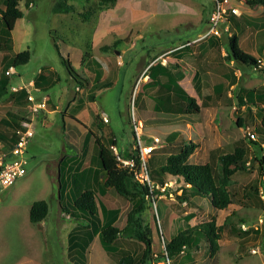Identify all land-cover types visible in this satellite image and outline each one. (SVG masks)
<instances>
[{"label": "rangeland", "instance_id": "obj_1", "mask_svg": "<svg viewBox=\"0 0 264 264\" xmlns=\"http://www.w3.org/2000/svg\"><path fill=\"white\" fill-rule=\"evenodd\" d=\"M56 1L21 0L19 7L24 14L12 31L13 48L8 50L0 46V72L8 63L9 56L4 59V53L16 55L29 50L31 52L29 62L25 65L13 66L15 74L11 76V83L16 84L14 86L17 87L18 83H21L19 75L27 83L37 75L41 67H44L48 71L54 70L56 77H59L56 82L50 81L49 78L46 80L49 86L53 85L46 90L47 93L69 94V91L73 89L74 80L62 63L55 42L63 56L70 61L71 68L80 73L78 59L81 58V53L88 50L86 46L88 42H92L95 27L102 29L106 34L95 48L96 57L100 60L106 57L124 60V66L120 68L122 80L116 82L105 95L98 97V107L101 108V105H104V109L112 118V126L120 130L124 126L119 120L120 108L126 110L127 105L129 106L127 115L129 114L130 126L125 132L116 133L117 148L120 151L127 149L132 142L134 146L133 115L135 113L138 119L140 112L145 116L148 111L140 109L138 102L135 104V99L138 98L137 90L145 80L138 83V78L133 88L130 82L126 81L128 76L139 64L144 66V60L148 61L161 49L198 37L205 28V21L200 23L199 18L213 7L214 0H118L114 6L93 15L90 21H84L79 13L85 12L90 7L95 8L98 0H70L77 11L66 15L52 11ZM232 2L241 10V18H245L243 25L247 29L245 32L248 33L250 42L254 40L259 47V42L264 38L261 34L264 33V8L260 5L251 7L246 0H232ZM228 25L230 30H224ZM234 28L232 22L222 25L221 39L226 50L231 37L230 33L232 31L237 33L238 29ZM5 36V34L1 36L0 44L4 45ZM116 39L121 40L118 43L124 44L125 49L129 47L124 58L120 56L123 51H119V46L112 47L107 53L101 49L102 45L111 44ZM260 55L259 57H264V54ZM160 58L163 60L165 56ZM247 72L252 79V86L259 87L263 84L262 70L252 68L247 69ZM132 97L134 113L131 108ZM151 97L153 98L151 102L157 104L154 96ZM64 99L65 104L61 105V108L66 111L67 96ZM235 99L236 94H232L222 103L226 106L204 110L199 116L194 113H188V115L184 113L176 114L178 116L172 121L151 120L146 123L147 131L140 135L143 146H151L154 144V138H159L160 141L156 143L153 159H151L155 161L157 167L164 165L170 154L180 151L177 144L172 143L169 138L174 131L185 137L184 143L194 141L198 144L189 163H211L212 152L216 150L217 156L213 160V166L218 175L222 174L219 155L233 152L239 140L244 142L248 150L246 164L248 162L250 164H247L245 170L236 172L225 185L232 195V203L227 209L216 208L207 196L194 195L189 202L182 201L180 188L184 182L173 176L168 177L167 180H174L176 185L167 186L166 191L154 197L155 200L151 198L145 217L154 236L153 257L160 261L164 260L162 256L166 255L164 251L166 243L179 231L187 229L188 226L215 222L216 227L222 228L217 230L222 237L215 253H211L207 240L203 239L197 246L185 249V252L170 259V264H264V204L260 200L261 196L264 201V180L258 170L260 161L256 159H262V152L259 146L252 143L253 139L248 133H255L260 139L262 137V116L256 113L261 103L259 106L248 103L247 108L244 109L246 105L240 106L239 101ZM233 102L236 103V109L233 107ZM239 116L244 117L245 121L242 125L238 121ZM68 117L66 118L68 128L64 131L62 114H48L45 126H38L30 138L26 175L18 178L9 187H3L0 184V264H75L68 253V233L76 224L81 225L83 230L88 224L84 219L76 221L74 217L69 219L61 217L64 212L66 215L73 209L78 212L79 210L74 207V200L71 197L68 199L64 195L60 199L58 176L53 173L55 161L65 154L72 155L79 153L80 150L81 139L79 134H75L78 130L71 125L72 121ZM0 127L4 128L3 125ZM138 127L142 132L140 122ZM107 144L110 146L113 143L106 142ZM133 146H131L132 149ZM89 153H86V158ZM149 168L154 169V164L149 162ZM111 192L112 196L96 194V197L99 201L102 199L105 205V201L110 203L119 198L123 200L124 209H127L125 214L128 213L132 207L131 203L121 196L117 197L114 190ZM72 195L76 196L74 192ZM39 200L48 202L50 210L46 220L43 221L45 223H32L30 209L32 204ZM157 204L159 205V221L155 218ZM190 215L193 217L188 220ZM90 225L93 228L91 223ZM119 226L121 228L123 224L120 223ZM157 238L160 240L158 241ZM124 246L132 252L141 251V246L134 244V241H126ZM88 250L89 256L84 259V264H106L108 253L103 248L100 238H93L88 245ZM77 255L81 258L79 254ZM158 259L153 260L152 264ZM114 261L108 262L114 264Z\"/></svg>", "mask_w": 264, "mask_h": 264}, {"label": "crops", "instance_id": "obj_2", "mask_svg": "<svg viewBox=\"0 0 264 264\" xmlns=\"http://www.w3.org/2000/svg\"><path fill=\"white\" fill-rule=\"evenodd\" d=\"M5 1L6 0H0V12L5 9ZM233 5L237 6L235 4ZM213 7H211L208 12L205 11L202 14V17L200 16L199 22L203 23L205 21V28L201 33H199L198 37L188 42H180L170 47L161 49L155 54L154 57H152L148 61L144 60L143 64L145 67L139 64L138 67L128 76V80L126 81H129L131 86L134 88L140 75L149 66L154 67L152 69H148V79H146L145 82L141 84L140 89L137 90V102L139 104V108L147 110V115L143 116L144 114L140 112L139 118L136 119V114L134 113L133 109L132 97L131 108L132 112L134 113L133 116L135 120L138 123L140 122V124L142 125V133L147 131L146 123L151 120L166 119L172 121L176 118V116H178L176 114L180 115L185 113L184 115H188V113L185 112L188 103L182 96H178L179 94H188L185 90L189 91L190 94H194L196 96L192 97L196 99L197 104L200 106V112L194 113L198 116L203 114L204 110H209L210 108L219 109L226 106L222 103L224 102V100H228L232 96V94H236V99L238 101L242 94H248V92L250 93L252 90H256L257 94H259V92L260 94H264V82L259 87L252 86V79L248 76L247 69L236 66L234 61H229L227 57L228 48L226 50L223 45V39H221L222 35L205 36L209 29V15ZM243 19L245 18H241V16L238 15L231 16L230 22H232L233 26L235 27L234 29L238 30L237 33L232 31L230 33V36L236 34L239 37L240 46L246 51L251 52L252 54H257H253L254 57H259L261 56L260 54H264V38L261 42H259V47L254 42V40L250 42V38L247 36L248 33L245 32L247 29H245L246 27L245 25H243ZM95 28L96 29L92 38V42H88L86 46V49L90 50V53L92 55L90 58L83 59V55L85 52L81 53V58L78 59V63L80 64L79 67H81V72L79 73L74 68L72 69L74 76L71 77L74 80V86L72 91H69V94L47 93L46 90H48L53 85L49 86L46 80L49 78L50 81L53 80L56 82L59 80V77H56L54 70L48 71L44 67H41L37 71V75H35V77L30 79L27 83H25L21 75H19L21 83H18L19 85L17 86V88L22 87L23 89L17 92H13L11 90V87L16 84L11 83L12 75L7 76L5 72L12 66L11 61L14 54H3L4 59H6L8 56L9 57L8 63L4 65L2 71L0 72V94H4L0 97V126H4V128L0 127V151H6L4 149H8L12 146V141L15 139V128L16 126H19L21 121L30 120L33 130H36L40 125L45 126V120L48 114L52 115L61 113L64 120L63 130L67 131L68 122L66 121V118L67 116H69V120L72 121L71 125H73L74 128L78 130V132H75V134H79V138L81 139L80 150L79 153L76 152L72 155L65 154L61 156L57 161H55L56 166L55 170H53V173L58 176V178L60 177L61 173V176L65 179H68L73 174H80L81 179H86V181L84 182L86 184L84 185L91 186L93 189H95L96 194H99L97 190V180H103L104 172L96 153L97 141L107 142L108 140H115L116 142H118L116 133L119 131L125 132L126 128L130 126V123L128 122L129 114L127 115L129 109L128 105L126 107V110H122L121 107V111H119V120L124 125L120 130L115 129L112 126V118L109 115V112L104 109V105H101V108L98 107V97L105 95L107 91L113 88L116 82H120L122 80V72L120 68L124 66V60H115L108 57L100 60L96 57L95 48L98 47L103 37H105L106 32H104L102 29H98L97 27ZM3 29L4 27L0 22V33L3 32ZM240 30L245 33H240ZM261 34L264 35L263 32ZM138 37H140V35H138ZM116 40H114L113 43ZM113 43L104 44L102 45V47L106 45L110 46ZM119 47V51H123L122 55L120 56L121 58H124L127 51L129 50V47L125 49V45L121 43ZM105 53H107V51ZM162 56H165L163 60H161L160 58ZM158 63L161 64L157 65ZM234 64L235 66H233ZM98 76H100L99 81ZM108 81L113 83L111 87H101V84L103 82ZM4 85L6 86V90H3ZM29 92H31V94H34L36 98L35 102H30L27 100V94H29ZM66 96L68 102L67 109L65 111L61 108V105L65 104L64 98ZM151 96H154L155 101H157V99L161 100V102L164 103V107L158 106V103L153 104L151 102V100L153 99ZM44 97H48V107L46 109H39V112L37 113L33 112L36 103L42 102ZM127 98L128 94L126 96V99ZM120 100L122 101L121 98ZM245 100L247 99L245 98ZM232 104L234 109H236V103L233 102ZM247 104V102L244 104L246 105L244 106V109L247 108ZM156 110H158L157 113ZM219 113L221 114L220 111ZM256 113L258 112L256 111ZM98 114L103 118V120L107 118L109 122L105 123L104 121L99 122V125L96 124L95 116ZM165 114L169 115H167L168 118H166L167 116L162 117V115ZM240 117L243 118L242 116H239L238 120ZM133 133V141L135 142V136ZM178 135L181 134L178 133ZM131 146H133V142L131 143L129 148L121 151L125 152L130 149ZM133 147H135V143ZM87 152H90L88 158L85 157ZM89 180H92V183H89ZM261 188L262 187H260V189ZM72 189L71 185H68V188L66 190V196L68 199L70 197L73 199L71 191ZM111 190L113 189H109L105 195L110 194L112 196ZM99 195L101 196V194ZM116 196L120 197V195L118 194H116ZM122 201L123 200L116 198V201L114 202L109 203L108 201H105V205L102 202V199H100L102 207L105 211L106 222L113 219V214L110 213L111 210L117 209L120 211L118 219L115 222V225L119 228L120 223L123 224V227L125 226L128 214H125V211L127 209H124L125 206L123 205ZM64 214L65 212L61 214V217L63 216L64 219L74 217L76 221H80L82 219L87 221L88 226L86 225L87 228L85 230L81 229V225L76 224L68 233V239L69 234L71 232H74L73 234L77 235L76 237L80 242L84 243L85 241H89L87 246H85L86 251L84 252V258L87 259L89 256L88 245L92 242L93 238H100L99 234L91 238L90 235L91 233H93V228L90 227L91 225L88 222V214L82 213L80 211L78 212L75 209L67 212L66 215ZM97 217H99L101 220L103 219L101 207H99ZM41 223L45 222L42 221ZM157 240L159 241L160 238H157ZM100 254L102 253L100 252ZM110 257L111 256L107 254L106 264H112L108 261H114ZM114 264H116V261H114Z\"/></svg>", "mask_w": 264, "mask_h": 264}, {"label": "trees", "instance_id": "obj_3", "mask_svg": "<svg viewBox=\"0 0 264 264\" xmlns=\"http://www.w3.org/2000/svg\"><path fill=\"white\" fill-rule=\"evenodd\" d=\"M21 0H6L5 9L2 10L0 16V22L2 23L4 29L0 34V38L3 34L6 36V41L4 45L0 44L2 48L12 50L13 40L12 31L16 26L19 19L23 17V11L20 9ZM118 0H98V4L95 8L90 7L85 12L79 13L84 21H90L93 15L106 10L108 7L114 6ZM247 4L251 7L260 5L264 8V0H246ZM52 11L56 14H69L76 12L74 4L70 3V0H57L52 7ZM232 14L228 15L229 21ZM121 40H116L112 45L103 46L101 49L103 51H109L112 47H117L120 44L118 42ZM55 47L61 57L62 63L68 69L71 76H74L73 70L71 68L70 61L63 56L60 52L58 44L55 42ZM91 51H85L83 59L91 57ZM229 61H234L236 66L242 67L243 69H252L256 64L259 57H254L251 52L246 51L240 46L239 37L233 34L229 37L228 43V55ZM31 58V52L29 50L22 51L13 56L11 64L12 66L25 65L29 62ZM158 63L157 65H160ZM156 66V65H155ZM162 66V65H161ZM154 68L150 66L149 69ZM264 72V69L262 70ZM100 76H98V81ZM99 83V82H98ZM5 84V83H4ZM113 85L112 82H103L101 87L108 88ZM3 90H6L4 85ZM4 94H0V97ZM188 103L185 112L187 113H199L200 106L194 97L188 94H179ZM245 98L247 100H245ZM28 100V99H27ZM137 102V97L135 99V104ZM247 103L257 104L261 103V106L257 108L259 116H262V137L252 143L261 148L262 159L256 158L260 161L259 172L264 177V155L262 151V143L264 142V94H257L256 90H252L248 94H242L239 98V105ZM158 106H163L164 103L157 99ZM105 119L98 114L95 116V122L99 125V122H104ZM239 123L245 121L244 117L239 118ZM19 124V126L22 124ZM109 122L108 121H105ZM133 124V123H132ZM19 126H16L19 127ZM15 128V129H16ZM133 129V128H132ZM134 134V133H133ZM15 136V134H14ZM135 136V134H134ZM169 138L177 144L180 151L178 153H172L168 156L166 163L157 167L154 160H149L153 163L155 168L150 170L149 173L152 180V184L148 182H141L135 177V174L128 167L120 166L116 160V156L112 149V145H116L115 140L106 142L97 141V157L100 160L101 167L104 172V178L102 181L98 182V193L105 195L109 189H113L118 195L127 199L132 207L127 214V221L124 227L119 228L115 225L118 219L120 211L117 209L111 210L110 213L113 214V219L106 222L105 211L102 207L101 202L96 197V191L91 186H85L84 182L86 179H81L80 174H73L68 179L61 176L58 178L59 182V194L60 199L66 195V190L68 185H71V191L76 194L73 195L74 207H76L80 212L86 213L89 216V221L93 226V233H91V238L99 234L101 244L106 252L116 261L117 264H152L153 260L158 258L153 257V235L152 229L147 223L145 214L150 207L151 198L159 196L162 194L160 187L168 181V177H177V179L183 180L184 184L180 188L182 194L180 199L185 202L191 200V196H207L211 199L213 205L221 210L227 209L232 203V195L227 190L225 186L228 180L238 172L245 170L247 168L246 155L247 148L242 140L237 142L233 152H229L223 155H219V160L222 163V174L218 175L216 168L213 166V160L217 156V151L212 152L211 158L212 162L207 164H192L189 163L190 157L194 154L198 147V144L194 141L189 143H184L185 138L182 135H178V132H173L170 134ZM16 139V137H15ZM15 139L12 141L15 142ZM12 143V146H13ZM4 149L6 151L10 150ZM180 146V147H179ZM4 152V151H3ZM1 153V151H0ZM126 158H135L137 162L140 161V152L138 149H128L123 152ZM153 159V158H152ZM148 162V167H149ZM82 176V175H81ZM264 180V178H263ZM92 183V180H89ZM160 186L157 188V186ZM182 185V184H181ZM180 185V186H181ZM179 186V187H180ZM156 198V197H155ZM154 198V200H155ZM261 202L264 204L262 197L260 196ZM99 207H101V212L103 214V219L101 220L97 217ZM50 207L48 202L45 200L35 201L30 209V221L32 223H40L47 218ZM193 215L188 217L190 220ZM155 218L160 219L159 205L157 204V214ZM221 227H216L215 222L202 223L195 226H188L187 229L181 230L176 234L169 242L166 243V252L168 257L172 260L180 253L185 252V249L197 246L203 239L207 240L209 244V249L211 253H215L218 249V242L221 239V234L217 230H221ZM71 232L69 234V257L75 264H84V252L89 241L84 243L77 239V235ZM90 238V239H91ZM126 241H134V244H139L141 246V251L132 252L126 249L124 243ZM79 254L81 258L78 257ZM162 258H166L165 255ZM159 260V259H158Z\"/></svg>", "mask_w": 264, "mask_h": 264}, {"label": "built area", "instance_id": "obj_4", "mask_svg": "<svg viewBox=\"0 0 264 264\" xmlns=\"http://www.w3.org/2000/svg\"><path fill=\"white\" fill-rule=\"evenodd\" d=\"M32 4H30L31 6ZM241 15L240 9L237 6L233 5L232 0H214V7L209 15V29L205 36H221L222 35V25L229 23L228 15ZM225 30H229V27L226 26ZM253 69L263 70L264 69V57H259L257 60V64L253 67ZM148 68L140 75L139 82L141 83L143 80L148 78L147 74ZM6 75L10 76L15 74V68L11 66L6 70ZM23 88H17L12 86L11 90L13 92H17L22 90ZM27 99L30 102H35L36 98L34 94H27ZM48 97H44L43 101L40 103H36L33 112H39V109H46L48 106ZM105 121H108L105 118ZM133 127L135 133V147L134 149H138L140 152V161L139 163L135 158H126L123 153L117 148L116 145H112V149L116 156V160L120 166L128 167L135 174V177L139 179L141 182H148L152 184V180L149 173L148 162L153 157V152L156 149V143L159 142V138H154V144L151 146H143L141 140L142 132L139 131L138 122L133 118ZM34 130L31 125L30 120H26L22 122V124L17 127L14 131L15 134V142L10 150L4 151L0 153V184L3 187H9L13 185L16 180L20 177H23L27 173V165H28V145L30 143V138L33 136ZM249 136L253 140H257L258 137L255 133L248 132ZM262 151L264 155V142L262 143ZM250 164L249 162L247 163ZM176 185L174 180L167 181L164 186L160 187L161 191H166L167 186ZM157 214V207H156ZM159 221V219H158ZM165 256L164 260L156 261L153 264H170V258L166 252L165 248Z\"/></svg>", "mask_w": 264, "mask_h": 264}, {"label": "clouds", "instance_id": "obj_5", "mask_svg": "<svg viewBox=\"0 0 264 264\" xmlns=\"http://www.w3.org/2000/svg\"><path fill=\"white\" fill-rule=\"evenodd\" d=\"M122 152V151H121ZM153 158V157H152Z\"/></svg>", "mask_w": 264, "mask_h": 264}]
</instances>
